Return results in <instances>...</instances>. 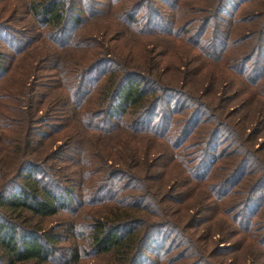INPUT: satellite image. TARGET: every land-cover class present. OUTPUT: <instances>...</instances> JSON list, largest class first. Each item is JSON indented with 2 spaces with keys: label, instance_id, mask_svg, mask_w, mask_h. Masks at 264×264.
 <instances>
[{
  "label": "trees",
  "instance_id": "16d2710c",
  "mask_svg": "<svg viewBox=\"0 0 264 264\" xmlns=\"http://www.w3.org/2000/svg\"><path fill=\"white\" fill-rule=\"evenodd\" d=\"M0 41L71 53L0 119V264H264V0H0Z\"/></svg>",
  "mask_w": 264,
  "mask_h": 264
},
{
  "label": "rangeland",
  "instance_id": "374dc122",
  "mask_svg": "<svg viewBox=\"0 0 264 264\" xmlns=\"http://www.w3.org/2000/svg\"><path fill=\"white\" fill-rule=\"evenodd\" d=\"M185 7H187V4L183 5V8ZM242 7L243 9H246L245 4ZM238 13L239 10L235 12V16H237ZM21 15L23 14L19 13L14 15V17H10V15L6 14L3 15V18H7L1 22L6 28L5 30L16 36H30V30L37 32V25L31 22L23 23L26 20V17L24 15L22 17ZM238 31H241V29ZM0 44H2L1 41ZM5 46L7 45L5 44ZM7 48L0 46V50L4 54L5 62L8 68L7 71L2 74V76H0V119L3 115H9V113L5 110V106H8V104L14 102L11 101L12 99L8 98L10 95L12 98L13 96L14 98H21V92L27 89L25 94L29 95L30 89L33 87H35V90H37L38 94H52L54 92L60 91L61 88L57 86L62 80L63 74L61 71L64 70L65 63L69 60V56L71 55L68 50L59 51L58 47L49 42L44 43V41H36L32 45H28L27 48L20 53H14L9 48ZM92 54L93 51L88 50L85 58H90ZM167 79L170 83H175L179 79V73L176 70H169L167 73ZM20 100L25 101V98L23 97ZM48 106L49 105H46L45 103L38 105L40 108V112L37 113L39 115V121L36 122V124L34 123V126H36L37 130L36 132L35 130L32 131L33 134L35 132V136L33 138L42 139L39 136L53 132L56 127L60 126V124H63L64 122L63 120H60L62 117H59L56 111H53L52 108H46ZM60 132L51 133L50 137L46 139L50 148L40 146L37 154L42 155L45 152H48L49 149H52L53 145L57 143L55 140L59 138ZM15 136L16 135H11V137ZM48 140H52L53 143L49 142ZM219 164L220 161L217 160L213 168L217 167ZM242 181L244 182L245 179ZM200 226L195 227L197 231H193L194 235L197 234V236H202L207 234L204 228L200 229ZM170 238L171 235L168 233L167 237L164 239L165 245L170 243ZM159 241H162V236L159 237ZM211 244V241L208 240L206 248L210 249ZM219 245H221V243ZM186 248L187 246L184 245V243H182L179 238L173 244L170 252L172 254L173 252H177V250H186ZM153 258L154 256H152L151 260H153ZM175 263L176 262L170 264Z\"/></svg>",
  "mask_w": 264,
  "mask_h": 264
}]
</instances>
